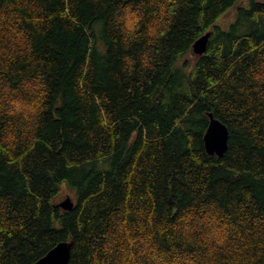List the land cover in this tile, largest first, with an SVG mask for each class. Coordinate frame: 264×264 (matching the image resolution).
I'll list each match as a JSON object with an SVG mask.
<instances>
[{
	"label": "trees",
	"instance_id": "obj_1",
	"mask_svg": "<svg viewBox=\"0 0 264 264\" xmlns=\"http://www.w3.org/2000/svg\"><path fill=\"white\" fill-rule=\"evenodd\" d=\"M62 241L66 264H264V2L0 0V264Z\"/></svg>",
	"mask_w": 264,
	"mask_h": 264
},
{
	"label": "water",
	"instance_id": "obj_2",
	"mask_svg": "<svg viewBox=\"0 0 264 264\" xmlns=\"http://www.w3.org/2000/svg\"><path fill=\"white\" fill-rule=\"evenodd\" d=\"M209 32L198 37L192 44V50L196 54H202L206 50ZM229 132L222 122L209 114V123L204 132L203 140L208 154L222 155L228 148ZM63 209H71L73 202L70 196H66L57 203ZM70 243L59 242L53 246L44 256L31 264H66L70 258Z\"/></svg>",
	"mask_w": 264,
	"mask_h": 264
},
{
	"label": "rangeland",
	"instance_id": "obj_3",
	"mask_svg": "<svg viewBox=\"0 0 264 264\" xmlns=\"http://www.w3.org/2000/svg\"><path fill=\"white\" fill-rule=\"evenodd\" d=\"M246 1L247 0H239L240 3H246ZM259 1L264 2V0H259ZM234 15H235V9L230 8L219 18L217 23H219L221 25H225L226 23L228 24L233 19ZM194 54L195 53L191 49L188 53H186L184 56H182V58L179 60L178 64L179 65L182 64L185 59H187L189 61V63L192 64V61L195 59ZM66 196H70V198L73 201L75 200V196H74L73 192L71 190H67L66 188L62 187L59 194L56 196L54 202L58 203L61 200H63Z\"/></svg>",
	"mask_w": 264,
	"mask_h": 264
}]
</instances>
